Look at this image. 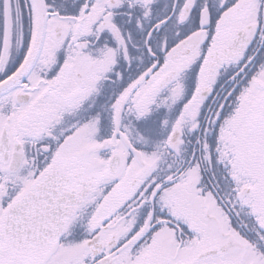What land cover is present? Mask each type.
<instances>
[{
	"label": "snow or ice",
	"instance_id": "6c2138e0",
	"mask_svg": "<svg viewBox=\"0 0 264 264\" xmlns=\"http://www.w3.org/2000/svg\"><path fill=\"white\" fill-rule=\"evenodd\" d=\"M0 264H264V0H0Z\"/></svg>",
	"mask_w": 264,
	"mask_h": 264
}]
</instances>
